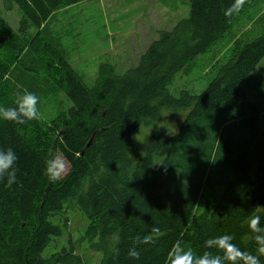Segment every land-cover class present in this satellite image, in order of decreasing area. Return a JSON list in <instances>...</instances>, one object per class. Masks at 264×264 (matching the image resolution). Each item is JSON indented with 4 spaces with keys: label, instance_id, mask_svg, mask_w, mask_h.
Here are the masks:
<instances>
[{
    "label": "trees",
    "instance_id": "16d2710c",
    "mask_svg": "<svg viewBox=\"0 0 264 264\" xmlns=\"http://www.w3.org/2000/svg\"><path fill=\"white\" fill-rule=\"evenodd\" d=\"M69 2L2 0L6 11L16 8L21 17L15 32L0 16V52ZM187 2L188 17L158 32L132 68L117 75L101 64L93 87L48 48L47 80L70 107L24 129L0 120V149L18 157L16 182L8 187L6 178L0 180V264H89L73 248L43 256L62 236L66 220L60 219L68 209L86 219L82 240L101 254L98 264H168L177 240L199 255L206 239L225 234L254 251L246 220L254 206H264V133L242 85L264 59V34L237 48L200 94L172 96V78L226 34L242 11L224 15L235 0ZM7 72L0 63V87ZM183 112L174 135L155 128L132 161V137L141 127L155 126L164 113ZM57 155L69 170L53 182L46 162ZM153 226L160 229L154 242L139 244V259L129 258L134 239L151 234Z\"/></svg>",
    "mask_w": 264,
    "mask_h": 264
},
{
    "label": "rangeland",
    "instance_id": "374dc122",
    "mask_svg": "<svg viewBox=\"0 0 264 264\" xmlns=\"http://www.w3.org/2000/svg\"><path fill=\"white\" fill-rule=\"evenodd\" d=\"M188 14L187 0H70L44 21L38 19V23H32L24 35L16 34L5 44L0 52V63L8 66V72L0 87V106H15L18 94L31 92L39 97V116L35 120L49 122L66 111L70 102L47 80L44 67L49 61L48 48L58 50L85 85L93 87L101 64L111 65L117 75L124 74L157 39L158 32L170 30ZM0 16L16 32L21 17L19 11L16 8L6 11L0 0ZM262 34L264 0H251L226 34L172 78L169 93L175 97L181 90L200 94L237 48ZM242 88L247 101L259 111L260 129L264 133V59ZM185 114L164 113L155 126L141 127L132 137V161L142 156L155 128H164L167 136L174 135ZM31 121L15 124L24 129ZM56 157L64 164L61 179L68 173L69 166L60 155ZM60 220L62 223L66 220L63 234L50 243L43 256L73 248V255L85 256L89 264H98L101 254L91 253L82 240L87 221L81 213L68 209Z\"/></svg>",
    "mask_w": 264,
    "mask_h": 264
},
{
    "label": "clouds",
    "instance_id": "9594fccd",
    "mask_svg": "<svg viewBox=\"0 0 264 264\" xmlns=\"http://www.w3.org/2000/svg\"><path fill=\"white\" fill-rule=\"evenodd\" d=\"M245 0H235V2L224 11L226 17L238 14L242 10ZM39 97L31 92L18 94L15 106H0V120L24 124L35 120L39 116L37 105ZM18 157L13 149H0V180H7V186L11 187L17 179L16 164ZM64 172V164L58 157L46 162V175L53 182L60 179ZM264 206L256 205L251 214L247 217L246 224L248 232L251 234L255 244L253 252L241 249L233 243L235 236L225 234L217 237H210L204 241L203 247L206 249L202 254H196L191 248H185L181 240H177L168 254V264H264V226H261ZM151 234L136 237L133 246L128 251L129 258L139 259L140 253L137 251L139 244L153 243V234L160 232L159 227L153 226ZM215 250V251H213ZM116 255L119 250L114 248Z\"/></svg>",
    "mask_w": 264,
    "mask_h": 264
}]
</instances>
